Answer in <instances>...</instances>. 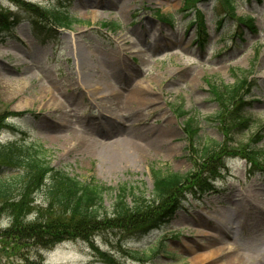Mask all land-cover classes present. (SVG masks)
Listing matches in <instances>:
<instances>
[{
  "label": "rangeland",
  "instance_id": "374dc122",
  "mask_svg": "<svg viewBox=\"0 0 264 264\" xmlns=\"http://www.w3.org/2000/svg\"><path fill=\"white\" fill-rule=\"evenodd\" d=\"M22 1L66 9L83 21L69 28L34 27ZM183 3L0 0L2 11L21 16L0 32V112L13 114L0 130L3 143L39 140L52 164L71 175H93L114 187L123 183L147 196L153 169L183 174L196 167L184 125L188 115L199 127L197 142L225 145L206 163L219 166L212 188L200 190L205 173L198 181L202 169L195 171L178 195L180 205L158 227L143 234L107 228L49 247L5 237L0 264H228L227 254L242 258L238 264H264V167L255 169L235 151L236 142L255 131L264 147V0H235L236 15L251 17L252 28L238 24L222 1L198 2L200 13L182 10ZM111 63L125 77L108 78L117 90L104 91L103 73ZM225 85L240 89L247 130L231 125L236 115L224 101ZM179 107L188 114L180 115ZM115 127L112 134L96 132ZM125 131L139 153L110 166L96 138ZM111 201L106 195L105 204ZM34 204H44V191L34 194ZM223 219L229 223L220 231L207 224ZM9 224L2 211L0 233Z\"/></svg>",
  "mask_w": 264,
  "mask_h": 264
},
{
  "label": "trees",
  "instance_id": "16d2710c",
  "mask_svg": "<svg viewBox=\"0 0 264 264\" xmlns=\"http://www.w3.org/2000/svg\"><path fill=\"white\" fill-rule=\"evenodd\" d=\"M200 1L204 0H184L182 10L188 13L195 10L200 13L197 5ZM219 1H222L225 12L238 24L246 21V26L253 27L251 17L236 15L235 0ZM21 9L29 13L27 18L31 19L32 25L40 28H69L83 21L69 10L48 9L37 2L22 1ZM199 17L200 19H195L200 20L201 27L204 21L200 14ZM19 18L21 16L16 12L7 13L0 9V32L2 29L13 28ZM161 18L171 19L170 16ZM234 85L224 86V101L226 98L229 100L232 105L229 109L230 114L236 115V118L230 119L231 125H237L238 131L245 128L247 130L250 118L244 114L242 99L238 95L240 89ZM218 92L217 90L216 96ZM224 112L221 111L220 115L222 116ZM178 113L188 114L180 107ZM10 115L13 114L0 112V130L9 125ZM184 125L189 136L188 148L192 150L197 161L196 167L183 174L163 173L153 169L151 196L131 189L123 183L116 187L105 184L96 180L93 175L79 179L65 169L53 165L50 150L39 140L0 143V213L4 211L10 219L9 226L0 233V239L8 237L15 239L16 242L31 240L40 247H49L64 238H86L95 231L107 228L143 234L152 227H158L166 221L173 209L180 205L181 199L178 195L182 191V186L188 184L186 181L191 175L194 179L195 171L202 169L197 174V176L200 174L198 181L199 178L203 180L205 173L206 182L198 188L200 190L212 188L213 178L219 166L212 168L206 163L224 152L225 145L223 146L222 141L195 140L199 127L191 116L185 118ZM260 139L259 131H255L246 141H237L235 147V151L241 153L255 169L264 167V147L258 145ZM217 151L219 153L214 155ZM39 189L44 191V204L40 206L34 204V194ZM106 195L112 197L109 206L105 204ZM28 214L32 216L29 219L26 218ZM30 264L39 263L33 261Z\"/></svg>",
  "mask_w": 264,
  "mask_h": 264
},
{
  "label": "bare ground",
  "instance_id": "6f19581e",
  "mask_svg": "<svg viewBox=\"0 0 264 264\" xmlns=\"http://www.w3.org/2000/svg\"><path fill=\"white\" fill-rule=\"evenodd\" d=\"M83 64L84 65L87 64L86 59H84ZM119 66L120 65L117 63H111V67L109 68V70L104 71L103 73L104 76L102 78L103 79L102 90L104 91H107L110 89L117 90L116 87H113L110 84H108L107 80L108 78L125 77L124 72H120V70L118 71ZM83 78L86 79L87 81H89L90 79L89 77H86V76H84ZM114 114H117V113L114 112ZM110 119L111 118H108V120ZM118 129H119L118 127H115L114 129H110V130L108 129V131H105L104 129H99L98 131L96 130V132H99L101 134H108V133L112 134L111 132H116V130ZM96 140L100 143L102 142L103 147L106 149V151H104V154L106 157L109 158L107 159V161H109L108 164H110V166L115 167L117 164L123 162L124 160H128L132 156L137 155L139 153V150H138L139 148H138V145L135 143V138L130 132L128 133L127 131L109 140H104V139H101L100 137L96 138ZM228 223H229L228 219H223V220L215 221L213 223L209 222L207 224L208 225L212 224L218 231H220L222 230L221 225H225V224L227 225ZM218 252L219 254L222 255L223 248H218ZM235 255L236 254L226 255V261L228 262V264L240 263L242 258L236 257Z\"/></svg>",
  "mask_w": 264,
  "mask_h": 264
}]
</instances>
